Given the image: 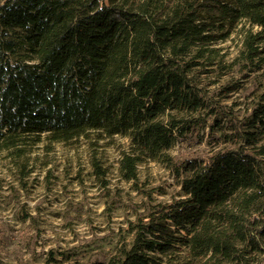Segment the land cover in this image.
I'll return each mask as SVG.
<instances>
[{
  "label": "trees",
  "instance_id": "obj_1",
  "mask_svg": "<svg viewBox=\"0 0 264 264\" xmlns=\"http://www.w3.org/2000/svg\"><path fill=\"white\" fill-rule=\"evenodd\" d=\"M205 126L210 153L186 155ZM116 136L122 180L159 162L180 190L91 264H264V0H0L1 162L21 180L40 142L88 138L105 186Z\"/></svg>",
  "mask_w": 264,
  "mask_h": 264
},
{
  "label": "rangeland",
  "instance_id": "obj_2",
  "mask_svg": "<svg viewBox=\"0 0 264 264\" xmlns=\"http://www.w3.org/2000/svg\"><path fill=\"white\" fill-rule=\"evenodd\" d=\"M236 42L235 37L222 45L232 51ZM243 97V91L236 92L227 102ZM201 132L198 143L188 139L186 155L210 153L215 145L208 141L211 130L205 126ZM119 142L125 140L116 136L95 146L108 167L105 186L92 172L88 138L53 143L49 148L40 142L32 148L33 171L21 180L6 160H0V264H91L93 257L105 262L122 238L129 240L128 220L135 219L136 209L142 211L141 203L177 197L178 178L159 162L140 166L134 181L122 180L116 169ZM184 149L180 141L175 142L171 154L181 159ZM25 210L29 217H23Z\"/></svg>",
  "mask_w": 264,
  "mask_h": 264
}]
</instances>
